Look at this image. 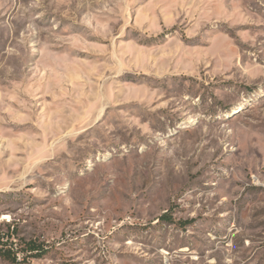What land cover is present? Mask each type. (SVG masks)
Here are the masks:
<instances>
[{"label":"rangeland","instance_id":"obj_1","mask_svg":"<svg viewBox=\"0 0 264 264\" xmlns=\"http://www.w3.org/2000/svg\"><path fill=\"white\" fill-rule=\"evenodd\" d=\"M0 232V264H264V0H0Z\"/></svg>","mask_w":264,"mask_h":264},{"label":"trees","instance_id":"obj_2","mask_svg":"<svg viewBox=\"0 0 264 264\" xmlns=\"http://www.w3.org/2000/svg\"><path fill=\"white\" fill-rule=\"evenodd\" d=\"M162 217H165L163 215ZM169 220V219H168ZM8 234L0 232V259L11 263H17V254L21 252L20 250L13 249L12 243L8 242L6 239ZM24 250L27 252V256L38 257L45 253V249L42 248L39 244H36L34 241H29L24 244Z\"/></svg>","mask_w":264,"mask_h":264}]
</instances>
